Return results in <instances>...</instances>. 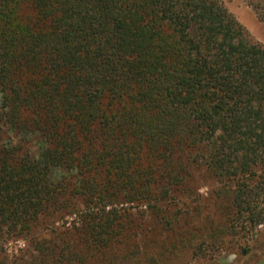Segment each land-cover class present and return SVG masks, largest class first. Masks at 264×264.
<instances>
[{
    "label": "trees",
    "instance_id": "obj_1",
    "mask_svg": "<svg viewBox=\"0 0 264 264\" xmlns=\"http://www.w3.org/2000/svg\"><path fill=\"white\" fill-rule=\"evenodd\" d=\"M194 166L237 180L240 210L264 192L247 181L264 171V44L222 0H0V254L81 200L100 207L86 242L37 241L29 264H87L120 234L117 202L159 201Z\"/></svg>",
    "mask_w": 264,
    "mask_h": 264
},
{
    "label": "rangeland",
    "instance_id": "obj_2",
    "mask_svg": "<svg viewBox=\"0 0 264 264\" xmlns=\"http://www.w3.org/2000/svg\"><path fill=\"white\" fill-rule=\"evenodd\" d=\"M222 1L248 37L264 44V22L248 1ZM250 179L252 186L264 187L263 170ZM236 189L237 180L221 179L205 166H194L184 184L159 201L148 205L117 202L113 207L123 214L120 234L105 244V255L91 257L86 263L264 264V223L257 225L264 221V192L254 201L253 210H240L233 200ZM78 205L77 214L54 222L46 218L32 235L8 238L0 260L5 264L34 263L37 241L51 249L61 250L66 244L78 248L88 235L79 229L82 215L100 210L89 209L81 200Z\"/></svg>",
    "mask_w": 264,
    "mask_h": 264
}]
</instances>
